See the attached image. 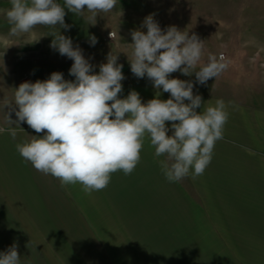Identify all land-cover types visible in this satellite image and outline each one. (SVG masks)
<instances>
[{
	"label": "clouds",
	"instance_id": "clouds-1",
	"mask_svg": "<svg viewBox=\"0 0 264 264\" xmlns=\"http://www.w3.org/2000/svg\"><path fill=\"white\" fill-rule=\"evenodd\" d=\"M116 3L64 0L65 6H61L56 0H11L6 16L10 34L18 35L37 25L70 28L65 24V9L77 14L86 9L94 19L98 13L111 11ZM141 27L147 31L131 32V71L137 78L147 76L154 88L170 93V98L161 100L158 91L145 104L134 90L126 98H119L125 77L123 66L117 63L118 55L109 54L97 74L82 49L73 47L71 38L59 33L50 47L73 60L69 75L75 80H65L62 73L53 72L45 81L23 82L16 88L12 104L17 119L7 114L10 123L26 122L36 133H45L16 145L36 170L51 174L62 185L80 183L83 191L91 194L106 188L112 173L133 172L147 133L155 156H166L159 165L169 182L182 180L190 170L193 179L203 174L216 141L223 138L228 119L225 102L218 99L215 106L198 112L203 101L193 94L194 83L169 76L177 71L185 76L194 73L196 82L203 85L218 76L225 65L210 56L197 71L203 43L195 33L189 35L176 26L162 30L153 15L145 17ZM89 40L91 46L97 42L94 36ZM166 122H172V135H168ZM4 131L16 139L15 128H0ZM0 264H21L15 244L0 253Z\"/></svg>",
	"mask_w": 264,
	"mask_h": 264
},
{
	"label": "rangeland",
	"instance_id": "rangeland-1",
	"mask_svg": "<svg viewBox=\"0 0 264 264\" xmlns=\"http://www.w3.org/2000/svg\"><path fill=\"white\" fill-rule=\"evenodd\" d=\"M56 2L65 6L64 0ZM11 7V0H0V126L13 124L5 116L15 108L16 88L26 82L34 66L63 69L73 64L50 47L56 35L70 37L73 47L79 46L89 62L109 54L120 56L133 51L131 32H146L141 26L149 15L162 30L176 26L189 35L195 33L203 43L199 65L206 64L210 56L225 65L218 76L208 80H212L214 97L216 78L221 95L224 86L236 91L242 84H264V0H117L111 11L98 13L94 19L86 9L79 14L65 9L68 29L37 25L18 35L10 34L6 13ZM111 32L114 36L108 38ZM90 36L97 40L94 46ZM228 114L223 139L228 136L226 125H240L232 118L235 111ZM59 223L65 221L53 220L46 211H0V253L15 244L21 264H264V257H259L264 255V243L241 226L85 227Z\"/></svg>",
	"mask_w": 264,
	"mask_h": 264
},
{
	"label": "crops",
	"instance_id": "crops-1",
	"mask_svg": "<svg viewBox=\"0 0 264 264\" xmlns=\"http://www.w3.org/2000/svg\"><path fill=\"white\" fill-rule=\"evenodd\" d=\"M132 52L121 54L117 59L125 77L119 98H126L134 90L145 104L158 91L161 100L169 99L170 93L154 88L147 76H134L129 62ZM106 62L107 58L90 61L97 74L99 65ZM71 66L63 69L34 66L26 82L45 81L53 72L74 81L75 77L69 75ZM200 66L203 65L198 64L196 70ZM169 78L194 83L193 94L200 95L203 101L198 112L222 99L227 112L234 114L235 111L232 118L240 123L226 125L227 139L216 141L212 160L202 175L193 179L190 170L182 180L169 182L159 165V160L166 156H155V148L146 133L140 161L133 172L125 175L118 170L111 174L106 188L88 194L80 183L62 185L59 179L36 170L25 160L16 145L45 133H36L26 122L13 123L0 126L17 131L15 140L7 131L0 132V211H46L53 220L65 221L59 223L63 226H241L246 234L259 237L254 240L264 243V84H242L236 91L224 86V95H221L220 81L216 78L214 97L212 80L202 85L193 74L185 76L180 71L170 74ZM8 114L12 120L17 119L15 111ZM171 123L166 122L170 129L168 135H172ZM230 131H233L231 135ZM209 233L213 236L212 230Z\"/></svg>",
	"mask_w": 264,
	"mask_h": 264
},
{
	"label": "built area",
	"instance_id": "built-area-1",
	"mask_svg": "<svg viewBox=\"0 0 264 264\" xmlns=\"http://www.w3.org/2000/svg\"><path fill=\"white\" fill-rule=\"evenodd\" d=\"M114 36V34L111 32V35L110 33H108V38H112Z\"/></svg>",
	"mask_w": 264,
	"mask_h": 264
}]
</instances>
